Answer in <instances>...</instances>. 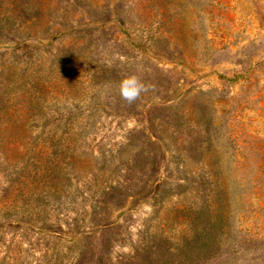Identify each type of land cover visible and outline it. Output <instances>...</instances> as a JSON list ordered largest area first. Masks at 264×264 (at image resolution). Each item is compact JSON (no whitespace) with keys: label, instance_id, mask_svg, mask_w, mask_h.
Wrapping results in <instances>:
<instances>
[{"label":"rangeland","instance_id":"obj_1","mask_svg":"<svg viewBox=\"0 0 264 264\" xmlns=\"http://www.w3.org/2000/svg\"><path fill=\"white\" fill-rule=\"evenodd\" d=\"M0 264H264V0H0Z\"/></svg>","mask_w":264,"mask_h":264},{"label":"clouds","instance_id":"obj_2","mask_svg":"<svg viewBox=\"0 0 264 264\" xmlns=\"http://www.w3.org/2000/svg\"><path fill=\"white\" fill-rule=\"evenodd\" d=\"M144 88L145 85L135 75L126 76L118 83V91L121 98L129 103L136 100L141 92L144 91Z\"/></svg>","mask_w":264,"mask_h":264}]
</instances>
